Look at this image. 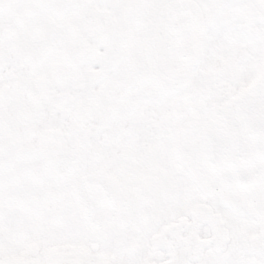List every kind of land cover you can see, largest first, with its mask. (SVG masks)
<instances>
[{
	"label": "snow or ice",
	"instance_id": "obj_1",
	"mask_svg": "<svg viewBox=\"0 0 264 264\" xmlns=\"http://www.w3.org/2000/svg\"><path fill=\"white\" fill-rule=\"evenodd\" d=\"M0 264H264V0H0Z\"/></svg>",
	"mask_w": 264,
	"mask_h": 264
}]
</instances>
